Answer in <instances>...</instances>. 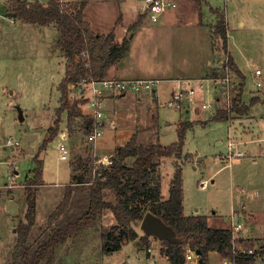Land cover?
I'll list each match as a JSON object with an SVG mask.
<instances>
[{
  "label": "rangeland",
  "instance_id": "374dc122",
  "mask_svg": "<svg viewBox=\"0 0 264 264\" xmlns=\"http://www.w3.org/2000/svg\"><path fill=\"white\" fill-rule=\"evenodd\" d=\"M27 1H36L44 5L48 2V0ZM232 1L207 0L200 12L203 27L195 26L194 18L191 16L179 17L175 20L176 26L173 28H168V25L162 26L163 21L149 23V29L154 36L142 33L140 35L142 41L138 43V47L143 45L144 37H151L150 48L145 56L148 62L151 61V65L159 62L161 66L158 73L152 72L151 76L162 80L170 76L180 77V74L185 73L186 77L190 78V86L195 87L194 98L190 103L185 102L182 110L165 106L164 103L170 97L171 84H168V88L166 81L162 80L157 87L162 88L163 91L158 99V108L146 99L149 104H152V108H155L149 111L147 123H144L146 110L141 107L146 101L141 103L135 96L131 98L127 96L128 100L123 102L117 101L113 105L114 108L110 109L113 114L107 117L110 119L106 123L107 127L104 128L103 135L95 141L105 153L103 160L96 163L97 158H92L91 152L89 153V148L94 143H87L83 134L80 133L78 124H81L82 119L77 123L78 118H76L70 129L67 126L66 113L62 115L60 129L54 140L58 139V136L59 140L61 139L59 135L61 132L66 133V140L73 144H70L68 161L60 160V152L54 140L45 150L40 151L46 131L54 120V112L59 106L60 92L57 87L63 79L64 67L57 57L52 59L43 57L47 55L48 47L46 48L45 44L51 41L52 30L50 33L49 29H45L43 40L40 39L41 34L37 35L34 30L22 29L21 31L17 20L11 23L8 19L10 17L4 15L8 4L0 0V146L2 155L6 157L5 159L2 157L0 162V247L4 244L8 247L13 243L14 238L13 247L15 245V228L18 221H14L12 225L10 216L24 218L25 181L33 176L36 168L34 157L37 154L43 162L41 172L43 185L41 183L35 189L36 221L31 230L30 239L34 248L47 236L49 230L47 219L61 201L66 183L70 181L69 161L75 155L76 158L81 156L83 165H86L85 178L91 177L95 171L93 167L104 164L109 158L108 155L114 153L116 148L124 146L134 134L137 141L142 144L169 146L177 142V128L180 122L192 123L184 135L182 157L179 160L173 157L161 158L155 170V176L162 181L163 193L166 194V187L173 177L174 166L180 164L183 176L184 210L187 213L202 215H211L216 212L218 223L224 226L229 225L232 208L239 211L238 205L247 200L243 190L250 191L253 185L251 181L248 182L247 175L253 170L257 174L261 173L263 177L256 178L255 183H264V27L262 28L264 0H246L239 9L234 8ZM212 9H217L218 13L224 16L226 28L228 24L231 50L243 75L242 80L231 71L229 76L231 83L238 86L236 90H232V97L240 92L242 86L239 104L250 107L248 114L245 115L246 118L244 115L231 113V119L228 120L231 123L224 120L212 121L216 112L220 109L226 110L227 106L222 87L211 83L212 79L222 77L229 69L226 65L227 56L222 70L207 78L210 84L205 81L206 73L211 66L217 65L218 59L211 55V35L206 30L209 29L210 23L215 22V17L211 13ZM241 17L244 19L246 28L239 33L238 21ZM18 27L19 30H17ZM215 35L216 41L221 42L219 46L222 49V40L218 34ZM205 43L209 47L200 48V45ZM246 43H248L247 47ZM205 58H208L207 62ZM251 64L253 68L261 71V76L255 75L254 70L249 67ZM235 66L237 67L236 64ZM143 75L149 76V74ZM180 81L183 86L187 83L185 80L180 79ZM257 82L260 83V88L256 86ZM78 86H69V103L76 104L83 116L88 114L83 108L86 98L79 93ZM116 95L119 96V94ZM214 98L218 100L212 103ZM207 101L212 103L208 111L202 108V104H206ZM159 103L161 105H158ZM20 115L23 117L22 120ZM143 128L146 129L140 134ZM27 135L33 136L28 140L29 147L24 145ZM8 138L17 142L20 145L19 148L11 149L5 146ZM235 138L241 142L239 150L245 158L242 159L241 166L234 165L232 168H227L221 156L229 152L228 144ZM81 150L87 152L83 155ZM249 151L252 156L257 157L256 165H252L250 159L246 157ZM12 155L16 157L13 167L6 160ZM15 172L17 175L11 179V173ZM203 181L208 183L205 189L199 188V183ZM243 181L246 182V187L243 186ZM9 192L12 198L8 200ZM109 200L114 201V197L109 196L107 201ZM224 217L228 219L225 220ZM114 224L113 214L110 211H104L91 227L59 245L52 256L51 264H152L147 260L146 253V247L151 246L149 239L148 245L142 238L141 242L139 239L129 242L120 250L105 252L102 249L101 231L109 230ZM139 225L140 223L135 230H138ZM242 225L244 227L243 223ZM260 242L254 240L256 248ZM5 253L0 252V258L3 259ZM155 258H157L156 255ZM218 261L212 257L209 258L208 264H219ZM10 263L11 259L8 264ZM256 263L262 264L261 260H257ZM0 264H3V261ZM155 264L160 263L156 261Z\"/></svg>",
  "mask_w": 264,
  "mask_h": 264
},
{
  "label": "trees",
  "instance_id": "16d2710c",
  "mask_svg": "<svg viewBox=\"0 0 264 264\" xmlns=\"http://www.w3.org/2000/svg\"><path fill=\"white\" fill-rule=\"evenodd\" d=\"M8 14L14 20L26 24L50 26L58 31L57 47L66 59L65 76L58 84L60 92L59 106L54 112V120L46 131L40 151L57 136L62 115L67 114V126L72 128L76 118L82 119L80 128L85 129L90 118L82 116L76 104L69 103L70 85L107 78L108 70L119 63L130 48L129 37L123 38L120 44L114 42L115 36L110 32L104 36L95 35L87 22L82 19L84 3H69L62 8L58 0H48L46 5L38 2L28 3L25 0H6ZM218 17L212 33L222 40V50L227 59L226 65L243 80L241 71L235 66L227 51L228 34L225 18L213 10ZM146 13L139 16L138 22L131 31L145 19ZM240 92L232 100L229 110L220 109L213 120L228 121L230 114L246 115L249 105H240ZM192 126L189 122H180L177 128V142L169 146L159 144H141L136 135H132L124 146L118 147L115 154L104 164L93 168V173L86 177L73 176L72 182L64 189L61 201L47 219V236L34 248L31 243V230L35 225L36 198L35 189L42 183L43 162L38 154L34 157L36 168L33 176L26 179L24 198L26 208L24 220L15 228L16 242L10 264H51L55 249L68 239L91 227L104 211L113 214L115 224L109 230L101 231L102 249L105 252L119 250L128 242L138 238L135 227L147 212L160 218L173 229L174 236L180 243L160 240L162 254L166 255L169 264H184L188 248L199 252L198 264H208L209 252H218L220 256L234 264H254L257 257L264 256V239L252 254L247 251L256 248L250 239H236L232 243V233L228 228H212L204 216L187 217L183 211V176L180 164L174 166L170 182L169 197L163 200L160 194L161 181L155 176L158 161L161 158L182 157L184 135ZM69 129V130H70ZM90 174V173H89ZM109 196L114 201H107ZM149 236L143 241L148 245ZM245 249V253L239 248Z\"/></svg>",
  "mask_w": 264,
  "mask_h": 264
},
{
  "label": "crops",
  "instance_id": "0c3cea01",
  "mask_svg": "<svg viewBox=\"0 0 264 264\" xmlns=\"http://www.w3.org/2000/svg\"><path fill=\"white\" fill-rule=\"evenodd\" d=\"M4 1H6V0H4ZM25 1L28 3H33V2H30L27 0H25ZM72 1L74 3H84L85 4V7H84L83 13H82L83 14L82 19L89 24L91 31L95 35L104 36V35L112 32L113 36H115L114 42L117 44H120L122 42L123 38L129 37V41H130L129 50L125 53L123 59L119 63H117L116 65L109 68L107 78H114V79H118V80L148 79V80L158 81L156 89L152 95H145V94L138 95V94H133V93H130V94L124 93V94H121L117 97L107 98L104 102V107L106 109L105 110L106 111L105 125H106L107 121H109V119H110V118L108 119L107 117L110 116L111 114H113L112 110H110V109L114 108L113 107L114 103H116L117 101L123 102L124 100H128L127 96H130L129 98L135 96V97H137L138 100L141 101V103L146 101L145 104L142 103V105H141V107H143L146 110V113H145L146 117H145V121H144V123H145L147 120L149 111L150 110L152 111L153 109H155V108H152L153 107L152 104H149L148 101H150L151 103H154V105L157 106L158 99L160 98V95H162V92H163L161 90L162 88H159V89L157 88L159 83L162 80L166 81L167 86H168V84H171L170 88L168 86L170 93L174 89V86H175L177 80H180V79L181 80H190L189 77H186L185 73H184L185 75L180 74V77L170 76L169 78L162 79V80L160 78L156 79V78L151 76L152 72L158 73V69H160L161 66H160L159 62L151 65V61L148 62V59L145 56L146 51H148V48H150V38L154 36V35H152L151 30L149 29V26H148L149 23L151 22V23L155 24L158 22L160 23V21L161 22L163 21L164 23H161L162 26L168 25L167 26L168 28H173L176 26L175 20H177L179 17L191 16L194 18L193 20L195 22V26H202L203 22L201 20L200 12H201L202 5L205 4V2L207 0H173L177 4L174 9L168 10L165 13L159 15L155 22H152L150 20V18H148L146 16L145 19L139 24V26H136L135 30H133V31H131V27H133L138 22L140 15L146 13V9L148 6V0H72ZM224 1L227 2L229 0H224ZM245 2H246V0H233L232 4L234 5V8L239 9V7L244 5ZM215 10L218 11L217 9H215ZM167 13H168V15H167ZM211 13L215 17V22H213L212 24L211 23L209 24V26H208L209 29H206V28L205 29L207 31H209L208 34L211 35V42H210L211 43L210 44V51H212L211 55L213 56V58H214V56L218 57V59H217V65L211 66V68H209L208 72L205 75L206 79L208 77H211L212 74H215V73L221 71L223 64H224V61L226 59L225 58L226 54L224 53V51H222V49H220V46H219V44H221V42L218 43V41H216V38H215L216 35L212 33L213 27L216 24L218 17L216 16V14L213 13V9L211 10ZM17 21L20 23L21 31H23L24 29H26V31L27 30H30V31L34 30L35 32H37V35L41 34L40 39H42V40L44 39L43 34H44L45 29H49L50 33L52 30V34L50 35L51 41H48L45 44V45H47L46 48L48 47V52H47V55L43 56V57L48 58V59H52V58L57 57L58 60L60 59L61 63L63 64V67H64L63 71L65 72L66 59L56 44V42L58 40V34H59L57 31V28L53 24H51L50 26H41V25H37V24L25 25L26 23L19 21V20H17ZM263 27H264V25L262 26V28ZM238 28H239V33L244 31L246 28V24H245L244 19L242 17L238 21ZM17 30H19V27ZM262 31H263V29H262ZM142 33L149 34V35H151V37H148V38L144 37L143 42H142L143 45L138 47V43L140 44V41H142L141 37H140V35ZM227 34H228V24H227ZM210 35H209V37H210ZM217 39L220 41V38L217 37ZM201 42H203V41H201ZM227 44H228L227 45V51H229L230 56L233 58V61L237 65V68H238V64H237L235 57L232 53L233 51L231 50L232 49V43L230 42V35L229 34H228V43ZM245 45L247 47L248 43H246ZM208 47H209V45H207L206 43L200 45V48H202V49H207ZM44 48H45V46H44ZM44 51H46V49ZM207 60H208V58H205L206 62H207ZM249 67L252 68V70H253L252 64L249 65ZM143 74H149V76H144ZM64 76H65V73H64ZM205 81H207L210 84L208 79ZM10 93L12 94L13 92H10ZM158 105H161V103H159ZM83 106H84L83 107L84 110L86 109L87 113H88V109L86 108V105H83ZM157 108H158V106H157ZM83 116L87 117V115H85V114H83ZM241 116H243V115H241ZM246 117L247 116H245V118ZM80 119H81V117L77 119V123H78V121H80ZM0 122H1V116H0ZM228 122L231 123V121H228ZM106 127H107V125L105 126V129H106ZM74 129H75V127L73 128V130ZM145 129L146 128H143L142 131L140 132V134L144 133ZM69 133H71L70 130H69ZM65 135H66V133H65ZM56 141H59V136H58V139L56 138L54 140V144ZM95 141H97V140H95ZM95 141L93 142L94 144L92 145V147L89 148V153L91 152L90 154H92L91 155L92 158H94V159L97 158V160L95 161L97 163V162H99V160H101V159L103 160V158L105 157V153H104V150L100 149L99 144L97 142L95 143ZM231 143L233 144L232 149L241 153V151L239 150V146L241 145V142L235 138V140H231V142H229V144H231ZM65 144L67 145V148H68V154H67V158L65 160H62V161H68V158L70 156V146L73 145L71 143H68L67 140H65ZM4 145L7 146L6 143ZM7 147L10 148L9 146H7ZM116 149H115L114 153L108 155L109 158H111L115 154ZM82 151H83V155L85 152H87L86 150H81V152ZM2 154L3 153L1 150V146H0V162H1L2 157L4 159L6 158ZM27 155H29V154H27ZM246 157H248L250 159V163L252 165L257 164V162H258L257 157L252 156L250 151L246 153ZM243 158H245V157L241 153L240 158L237 160H234V162H232V164L229 165L227 168H232V166H234V165L241 166L243 163V161H242ZM6 160H8L7 163L13 167L15 165L14 161L16 160V157H14L12 155L11 158L7 157ZM106 160H108V159H106ZM69 162H70V165H69V179H70V181L68 183H66L67 185H69L72 182L71 178L73 176H79V175L85 174L84 170H85V166H86V165H83L84 161H83V159L81 161V156H77V158H76V155H75V157L72 158ZM224 162L227 163L226 161H224ZM91 172H92V169H91ZM16 175H17V172L11 173V179H12V176L14 178ZM259 177H263L262 174L261 173L257 174V173H255L254 170L252 172H250V174L247 175L248 182L251 181L253 185H252L250 191H248L247 189L243 190L245 192V196L247 197V200L238 205V210H239L238 212L241 213V215H242L241 221L244 224L243 235L246 237V239H250L253 241L254 240L262 241V239H264V183L263 184L255 183L256 182L255 179L259 178ZM252 179H253V181H252ZM171 180H172V178L170 179L169 184L166 187V194L163 193L162 187L160 189V194H161V197L163 200H166L169 197L168 190H169ZM160 181H161V179H160ZM244 181H243V186L245 185V187H246L247 184ZM161 183H162V181H161ZM42 185H43V183H42ZM9 198H12L10 196V192L8 193L7 199L9 200ZM232 210L236 211L233 208H232ZM183 211H184V215L187 217H194V216L195 217H197V216L206 217L207 221H208V225L212 228L217 227V228H227L228 229L229 225L227 226V224H226V226H224V225H221L218 223V220L216 218L217 217L216 212H213L211 215H202L199 213H187L184 210V199H183ZM233 211L231 212V214L233 213ZM10 218H11L10 223L12 225H13L14 221L19 222V220L20 221L24 220V218L20 219L18 216H14V217L10 216ZM224 218H225V220L228 219V217H224ZM223 221H224V219H223ZM138 230H139V232H138ZM138 230H136L138 233V238L135 240L139 239V242H141V239L145 235L142 232V230H140L139 227H138ZM13 234H14V232H13ZM135 240H133V241H135ZM149 240L151 241V246L146 247L147 260L149 261V263L155 264L157 261L160 264H169L166 255L165 254L162 255V253H161V250H162V247L160 246L161 241L154 238V237H149ZM14 241H15V238H14ZM14 241L11 245H8V247H5V244L3 245V247H0V252H6L3 259L0 258V262L3 261V264H8L9 260L11 259V256L13 253L12 251L14 248L13 247ZM130 242H132V241H130ZM7 253H8V255H7ZM155 255L157 256V258H155ZM212 257H215L217 259V261L219 259V261H218L219 264H229L228 260L223 259L218 252L217 253L216 252H209L208 260H209V258L211 259ZM257 260H261V263L264 264V256L257 257L254 261V264H257L256 263ZM184 264H198V256L192 257L190 260H186Z\"/></svg>",
  "mask_w": 264,
  "mask_h": 264
},
{
  "label": "built area",
  "instance_id": "2783aa9c",
  "mask_svg": "<svg viewBox=\"0 0 264 264\" xmlns=\"http://www.w3.org/2000/svg\"><path fill=\"white\" fill-rule=\"evenodd\" d=\"M62 8H66L71 0H58ZM176 2L173 0H148V6L146 9V16L150 18L152 22L157 20V17L168 10L174 9L176 7ZM1 14V13H0ZM4 15H8L10 18L9 22L15 23L14 17L11 16L4 10ZM1 17V16H0ZM256 76L261 75V71L253 68ZM229 71V73L227 72ZM231 70L227 69L226 73L222 75V77H217L211 80L213 84H219L222 87V93L225 95L224 100L226 106V110L230 109L232 100L235 96L232 97V90H236L238 86H235L231 83L230 80ZM185 86L182 85L180 80L176 81L174 89L170 93L169 99L164 103L165 106L173 108L175 110H182L184 107V103H190L195 95V87L190 86V80H185ZM204 81V80H202ZM158 81L141 79V80H118L114 78H106L101 81L90 80L86 82H82L78 84V91L80 94L84 95L86 98V108L88 109L87 117L90 118L89 125L82 129L80 128V133L83 134L87 143H93L95 140L100 138L103 135L105 128V119H106V109L104 107V102L107 98L117 97L116 94H124V93H133V94H145L152 95L156 89ZM256 86L260 88V83H256ZM234 88V89H233ZM218 99L214 98L213 102H216ZM209 101L206 104H202V108L208 111V108L211 106ZM80 127V126H79ZM61 139L56 141V147L60 152V159L65 160L68 154V148L65 144L66 135L65 133L59 134ZM6 145L11 149L19 148V144L17 142L12 141V139H6ZM233 144H229V152L221 156L222 161H226V166H229L240 158L241 153L232 149ZM13 178V176H12ZM208 183L206 181L199 183V188L205 189ZM242 215L240 212L233 211V213L229 216V229L232 233V243L236 239H246L243 235V225H242ZM257 248H253L252 250L247 251L249 254H252L253 250ZM239 250L245 253V249L240 247ZM192 257H197L194 251H191L189 248L185 254V261L190 260ZM229 264H234L228 261Z\"/></svg>",
  "mask_w": 264,
  "mask_h": 264
},
{
  "label": "water",
  "instance_id": "95a60500",
  "mask_svg": "<svg viewBox=\"0 0 264 264\" xmlns=\"http://www.w3.org/2000/svg\"><path fill=\"white\" fill-rule=\"evenodd\" d=\"M22 118V115H20V120H22ZM32 137L33 136H26L24 140L25 146L29 147L28 140ZM30 151L32 150L30 149ZM139 228L142 230L144 235H148L149 237H154L158 240H166L170 243H180V240L174 236L173 229L150 212L145 214L144 218L140 222ZM195 254L198 256L199 252L197 251Z\"/></svg>",
  "mask_w": 264,
  "mask_h": 264
}]
</instances>
